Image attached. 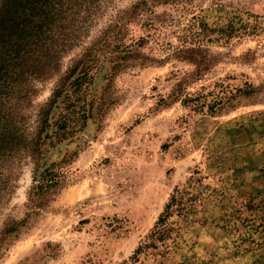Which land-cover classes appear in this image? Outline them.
Instances as JSON below:
<instances>
[{
  "label": "rangeland",
  "instance_id": "rangeland-1",
  "mask_svg": "<svg viewBox=\"0 0 264 264\" xmlns=\"http://www.w3.org/2000/svg\"><path fill=\"white\" fill-rule=\"evenodd\" d=\"M184 44L216 58L202 76L173 56ZM126 47L137 55L123 59ZM79 58L90 67L86 98L105 114L58 146L76 153L67 184L5 244L0 264H264V0H105L60 73ZM8 76L0 104L11 113L48 101L57 79L29 92ZM32 170L29 160L2 167L11 191L0 185V229L25 217ZM177 188L185 208L152 243Z\"/></svg>",
  "mask_w": 264,
  "mask_h": 264
},
{
  "label": "trees",
  "instance_id": "trees-1",
  "mask_svg": "<svg viewBox=\"0 0 264 264\" xmlns=\"http://www.w3.org/2000/svg\"><path fill=\"white\" fill-rule=\"evenodd\" d=\"M104 2L0 0V79L1 74L9 75L14 85L25 81L28 91L35 92L36 82L57 78L48 101L38 107L30 106L32 101H27L26 104L14 106L11 113V107L6 109L5 103L0 104V173L4 164L10 161L29 160L33 166L32 184L25 205L26 215L22 219L8 217L3 222L0 252L13 236L21 233L30 219L48 212L55 197L67 184L64 167L76 153L69 148L59 149L58 146L66 140L73 142L89 120H100L105 114L104 104L95 98H86L88 88L85 84L89 82L90 67H87L84 59L73 60L68 70L64 74L60 73L65 53L74 48L81 35L90 29L95 14ZM106 34V31L102 33L103 36ZM124 51L123 59L126 60L137 55L129 47ZM173 56L194 64L195 78L202 76L216 61L209 48L195 44L177 47ZM3 66L6 73H9L7 67H11L9 74L3 71ZM114 73L106 72L104 78ZM244 92L249 93V90ZM181 96V90L177 89L170 97L174 101ZM226 98L227 101L216 100L209 106V111L217 113L231 103L236 95ZM187 100L193 101L192 98ZM28 108L33 109V112H28ZM55 110L59 111L57 117L53 116ZM56 152L61 156L52 159ZM0 185L4 191H11L10 181L4 180ZM186 193L176 189L160 215L159 229L152 234V243L166 236L169 218L185 208ZM140 251L141 248L137 250Z\"/></svg>",
  "mask_w": 264,
  "mask_h": 264
}]
</instances>
